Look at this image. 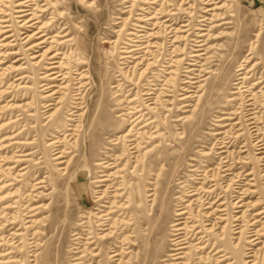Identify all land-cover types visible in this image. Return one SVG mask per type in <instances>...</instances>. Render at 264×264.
<instances>
[{
    "label": "rangeland",
    "instance_id": "1",
    "mask_svg": "<svg viewBox=\"0 0 264 264\" xmlns=\"http://www.w3.org/2000/svg\"><path fill=\"white\" fill-rule=\"evenodd\" d=\"M17 2L0 0V264H32L38 237L35 264H115V247L100 241L99 230L89 247L72 240L76 228L86 237L78 222L92 204L76 191L95 199L97 163L114 159L109 172H117L119 189L111 199L131 205L115 207L114 218L125 211L136 221L128 234L139 237L138 264H150L156 244L149 233L159 225L169 240L177 218L185 248L178 260L161 256L152 264H213L234 251L241 215L249 220L242 251L220 264H245L264 243V0H31L36 26L60 51L61 77L48 89L41 85L46 64L35 67L26 49L39 39L24 43L36 29L20 26ZM53 91L51 100L43 97ZM80 120L75 137L61 143L69 162L63 172L49 143ZM149 187L158 189L152 209ZM255 231L259 241L251 242Z\"/></svg>",
    "mask_w": 264,
    "mask_h": 264
},
{
    "label": "bare ground",
    "instance_id": "2",
    "mask_svg": "<svg viewBox=\"0 0 264 264\" xmlns=\"http://www.w3.org/2000/svg\"><path fill=\"white\" fill-rule=\"evenodd\" d=\"M31 0H18V2L16 3V9L15 12L17 13L15 17L18 18V22H20V26L23 29H28V27L32 28V29H36L35 31L25 34V36L23 37L25 42L24 43H29L31 41V39L35 38V39H39L37 42L32 43L31 45L27 46V50L31 51V58L34 60V66L35 67H40L43 64H46L45 66H43V69H45L46 71L43 72V76L41 77L42 80V86L44 87V89H48L50 87H52L53 85L49 83H55L56 80H58V76L61 75L59 69L61 67V64H56V58L58 57V55L60 54L59 49L55 48V45H53V42L55 41L53 37L48 36L45 31L43 29H40V27H37V23L39 22L37 20V17H35V14L32 13V11H30L29 8V2ZM33 6V5H32ZM7 21V20H4ZM2 21V22H4ZM138 22V21H137ZM42 24V23H41ZM2 29L5 26H1ZM5 31L8 30H3L1 33H4ZM28 31V30H27ZM51 35V34H50ZM10 35H6L5 37H9ZM64 37H66L67 35L64 34ZM7 40V39H6ZM50 40V41H48ZM46 44H48L49 46L47 47ZM138 44V43H137ZM42 46V47H41ZM44 50H42L40 52V50H38L37 48H43ZM55 48V49H54ZM145 49V48H144ZM54 51L53 54H51L50 56L47 57L48 60H46V56L51 52ZM17 52H13V54H16ZM48 61V62H47ZM58 68V70L56 71V69ZM61 77V76H60ZM48 80H50L51 82H47ZM83 81V80H82ZM62 85V84H61ZM54 93H57L56 91H53L51 93H46L43 97L50 99V97H52V95ZM75 95H79V93H76ZM250 96V94H249ZM245 97H247V95H245ZM65 98V97H63ZM62 99V98H61ZM76 99H81V102H74L75 105H73L72 108H76L78 106H80V104H83V96H81V98H74ZM51 100V99H50ZM246 101H249V103L247 102L246 106H248L247 112H248V116H250L248 119L251 121L249 124H253L252 127L253 129L251 130L252 133H254L253 135H256V131H257V125L256 122L254 121L256 119V114L255 112H253L254 110V105L255 102H253V97L247 98ZM251 101V102H250ZM52 102V101H51ZM50 105V104H49ZM58 105V104H57ZM60 107H56L53 112L50 114V116H53L55 113H57V110L59 111ZM70 109V113L69 115L72 118H76L77 116L81 119L82 117V113L77 114L76 110L74 109ZM259 119H261L259 117ZM73 120V119H71ZM73 122V121H72ZM74 124V123H73ZM131 125V124H130ZM135 125H133L134 127ZM82 127V123L81 120L78 123V125H75L73 127H69L68 130H71V133H63V138H59V137H54L55 139L52 140L49 143V146L51 148H53V150L55 152V158L57 159V163L58 164H65L64 166H60L59 169H61L63 172L66 171L67 166L69 164V162H67V160H64L62 158H65L66 156L64 155L66 153L67 150H65L64 147L61 146V143H63L65 140H67V137H70L69 139H73L76 135L75 131H79V129ZM131 129H129L128 132H126L123 136V140L128 141ZM68 141V140H67ZM259 142V141H257ZM27 143H31V142H27ZM261 145V144H259ZM62 147V149H61ZM131 148L132 149H138L139 148V144L136 143L133 145V143L131 144ZM258 149H262V146L258 147ZM3 161L5 162H9L12 161L9 158H2ZM24 159H15V161H22ZM117 160V159H116ZM115 159L114 161H106V160H101L99 163H97V165H99L100 169H99V174L98 176H95V196L93 200H91V198L87 195L84 196V191L83 190H77L76 192H81L80 194L78 193V195L82 197L84 203L86 204V207L89 206L90 202V206L88 207L87 212H84L80 215V220L78 222V225H80V227H84V230L86 231L85 234V238H83L82 236L84 235L82 232H75V229L73 234H72V240H73V244L75 245H79V243H83L82 245H84L85 247H89L90 244H92V239L95 237V232L96 230H99V238L101 242H106V241H110L111 245H114V249L109 251V253H111L110 258H112L113 260H115V264H138V251L136 250V248L139 247V243L136 242V239H138L139 237H136L134 234L130 235L128 234L129 229L131 228L133 231V233L136 232V221L134 219H130V218H126L125 211H127L129 208H131V205L129 202L127 203H122L119 204L118 206L115 205V202L113 199H111V197H113L111 194L115 195L119 189L118 184H116L114 182L115 177L117 175V172H109V169L116 167L115 165ZM13 164V163H12ZM11 168L14 169V166H12ZM17 175V174H16ZM79 178H83L82 176H79ZM37 179V178H36ZM41 181H39L38 183H40ZM148 190H150L152 193L147 194V196H151L153 203L150 205L149 209H152L153 206L155 205L156 202V196H157V192L158 189L156 187H152V188H148ZM76 193V194H77ZM34 195H32L31 193L27 194V200H31V198ZM39 196V195H38ZM87 197V198H86ZM35 198V197H34ZM7 197L2 198V200H6ZM34 201H37V199H33ZM92 201V202H91ZM142 198L140 199L137 196V200H136V205H135V209L134 210H140L142 209ZM240 201V200H239ZM238 201V202H239ZM88 205V206H87ZM93 205H96L97 207L95 208V211L92 212V207ZM41 206V204H38L37 206H34L30 211H29V215L28 218L30 220H32L34 217L35 219L37 218V216L40 214V211H38V208ZM243 204L238 205L237 207H242ZM47 206H44V208H46ZM115 207H121L123 208V210H125L124 212H122L123 217L119 218H114L115 213L117 212V209L115 210ZM154 210V209H153ZM184 207L179 208L178 209V213L177 216L183 215L185 213L184 211ZM225 210V209H223ZM11 212V211H10ZM39 218V217H38ZM113 218V220L111 221V219ZM181 218H177L174 219L171 223V230H172V235L171 238L168 240L165 236V232H161V235H158V227L159 225H157V228H155L154 230H152L149 233V237H151V239L153 240V242L156 244V246L154 248H149L150 249V264L153 263L154 259H156V257H161V256H175L173 259L178 260L179 255L182 253L181 251L185 248V241L184 238H181V234L183 232H181L182 228H180V221ZM29 220V222H30ZM38 221L41 223L42 221H44V217L39 218ZM235 221H239L237 224H235L234 229H236L235 231H232L233 234H239L240 236L237 238L238 243L235 244V246H233L234 251L233 250H229L227 251L226 255H223L221 259H214L213 260V264H220L222 261L228 259V257L230 256V254H234V252H238L240 253L242 251V238H243V233H244V227H246L247 225V221L249 220H245L244 216H238L235 218ZM244 221H246V224H242ZM161 224H164L161 223ZM44 225V223H43ZM131 226V227H130ZM117 228V230L119 232H117L115 229ZM210 228V226H209ZM38 229V228H37ZM252 232V231H251ZM39 233V231H38ZM37 233V234H38ZM42 234L44 232H41ZM259 235L257 231H255V233L251 236L254 237V239L250 240L252 241H259ZM39 236V235H38ZM133 237H136L135 239H132ZM39 239L35 241L34 243V249L31 252V256L32 259L30 260L32 262V264H35L36 261V255H37V251H38V245L40 244V237H38ZM120 238V239H119ZM35 239V238H34ZM117 242V243H116ZM171 243V244H170ZM257 243V242H256ZM170 245H173L175 248H173V251H175V253H171V251H167L165 252V249L167 247V249L169 248ZM247 246L246 249L247 250H252V248H250V245H245ZM72 249H74V253H77L79 250V247H75L73 246ZM139 250V248H138ZM84 251L81 250V253H83ZM252 252V255H246L245 256V264H257V260L260 254V261L261 263L264 264V243L262 248H260L257 251H250ZM164 253V254H163ZM163 254V255H162ZM80 256H84L83 254ZM134 257V261L132 260ZM226 257V258H225ZM73 260H77L78 263H80V261L82 260V257H73ZM117 261V262H116ZM179 263V262H177ZM176 263V264H177ZM230 264V263H228Z\"/></svg>",
    "mask_w": 264,
    "mask_h": 264
}]
</instances>
